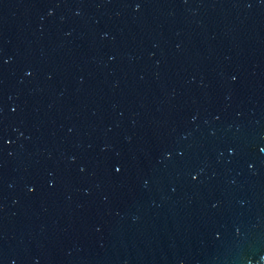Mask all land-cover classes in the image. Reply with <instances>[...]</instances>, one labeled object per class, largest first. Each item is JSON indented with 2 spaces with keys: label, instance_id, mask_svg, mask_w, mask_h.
<instances>
[{
  "label": "water",
  "instance_id": "water-1",
  "mask_svg": "<svg viewBox=\"0 0 264 264\" xmlns=\"http://www.w3.org/2000/svg\"><path fill=\"white\" fill-rule=\"evenodd\" d=\"M0 264H264V0H0Z\"/></svg>",
  "mask_w": 264,
  "mask_h": 264
}]
</instances>
